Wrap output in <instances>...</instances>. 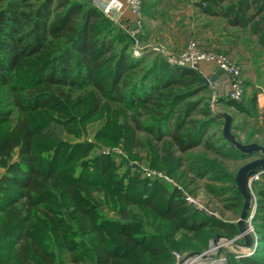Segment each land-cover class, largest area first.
Wrapping results in <instances>:
<instances>
[{
    "label": "trees",
    "instance_id": "obj_1",
    "mask_svg": "<svg viewBox=\"0 0 264 264\" xmlns=\"http://www.w3.org/2000/svg\"><path fill=\"white\" fill-rule=\"evenodd\" d=\"M148 34L138 31V41ZM135 41L91 0H0V264H174V251H204L216 230L241 233L237 222L207 214L176 185L129 164L143 151L149 168L185 185L208 175L226 181L209 191L242 213L237 173L187 156L199 147L250 156L226 137L206 77L152 48L136 57ZM257 99L216 103L247 123ZM231 118L230 134L242 142V124ZM94 121L98 143L120 145L128 158L71 140ZM256 135L249 129L246 142ZM257 194L256 251L230 252L227 264H264V187Z\"/></svg>",
    "mask_w": 264,
    "mask_h": 264
},
{
    "label": "crops",
    "instance_id": "obj_2",
    "mask_svg": "<svg viewBox=\"0 0 264 264\" xmlns=\"http://www.w3.org/2000/svg\"><path fill=\"white\" fill-rule=\"evenodd\" d=\"M117 12L120 23L149 35L159 36L171 55L185 46L187 37L194 36L202 48L229 53L242 67L245 99L257 95L258 115L252 118V129L262 134L264 126V0H144L147 13L136 17L124 0ZM169 34V35H168ZM164 35L168 36V39ZM149 36V37H150ZM219 68L214 62H204L202 74L213 76ZM220 86L210 85L214 92H230V76L219 77ZM258 89V90H257ZM264 128V127H263Z\"/></svg>",
    "mask_w": 264,
    "mask_h": 264
},
{
    "label": "rangeland",
    "instance_id": "obj_3",
    "mask_svg": "<svg viewBox=\"0 0 264 264\" xmlns=\"http://www.w3.org/2000/svg\"><path fill=\"white\" fill-rule=\"evenodd\" d=\"M143 4H144V0H143ZM119 12H121V10ZM118 17L120 18L121 16H118ZM114 21L116 23L120 24L119 19L114 20ZM145 31H147V30H145ZM145 31H144V34H145ZM148 32H149V30H148ZM137 34L138 33H136L134 35L136 40H138ZM149 34H148L146 41H142V42L135 41V45L133 47V53L136 57L141 56L146 49L152 48V49H155V50H158V51L165 53L170 62L178 65L176 61L179 60V58L182 56L184 50L186 49V47L188 46L190 41L196 40L197 42H199L197 40V38H195L194 36H191V37L188 36L187 41H186L183 49L177 55L173 56L168 51V49H167L168 46H166L165 44L162 45V43L160 42L159 38H161V37H159L157 35L155 37L154 36L151 37ZM164 36H165V38L168 39L167 35H164ZM201 49L204 50V48H202V47H201ZM205 50H207V49H205ZM227 54H229V53H227ZM230 57L232 60H234V58L231 55H230ZM171 59H172V61H171ZM204 62H208V61H204ZM204 62L197 69L201 73L203 72L202 66H203ZM206 79H209V78H206ZM212 84L215 86L214 83H212ZM246 88L247 87H246V83H245V92L247 90ZM219 97H227L226 91H222L221 93H217L216 91L214 92V90H213V96H212V100H211L210 105L215 110H218V111L222 112L223 114H225L227 117H229V116L231 117V115H235L237 117L236 124H242V129H237V130H235V132L237 133L238 137L241 139L243 144H251L253 142H256L255 141L256 139H260L261 140L260 142L264 143V128H263L264 126L261 127L262 129H260V130H262L261 131L262 134L260 136L253 138V141H251L249 143L246 142L247 141V138H246L247 131H249V129L252 128V119L249 118L248 122L246 123V120L242 119L243 114L239 113L236 108L228 107L225 104H218L217 105L216 100ZM245 97L246 96H244V98ZM227 98H229V95ZM100 126H101V121H94L87 126L86 131H84L80 137L77 138V137L70 136L71 140H73L75 142L76 141H78V142L79 141L80 142H83V141L92 142L93 144H96L95 152H101V151L110 152L111 154H114V156L116 157L118 162L121 161L122 157L128 158V154L122 149V146H120V145L119 146H116V145L115 146H112V145L105 146L102 143H98V141L94 137V133ZM139 155L141 157V160L140 159L131 160V161H129V164H131L132 166L133 165L139 166V168H141V170L143 172H144V170L151 169V168H149L148 163H147L146 158H145L146 153L142 151ZM201 155H204L209 160L216 161V162L222 164L224 167H226L229 170L230 173H238V170L241 166H243L247 162H250L256 158H259L260 156L263 155V153L262 152L254 153L253 152L252 155L245 157V158L230 159V158L214 155L213 153L207 152L204 148L199 147V148H196L195 150H193L187 154L188 157H190V156L197 157V156H201ZM189 162L193 163L195 161L193 159L192 161L190 160ZM187 163H188V161H187ZM209 170L210 169L208 168V171ZM4 172H5V169L0 168V176ZM190 176L192 177V175H190ZM208 176H206L204 178H196V180H194L191 183H190L191 180L189 179V181L186 185L182 181L178 180L177 178H174L172 176H169V177L173 180L174 183H177L178 185H180L183 188V190L185 191V193H187L191 198H193L195 201H197L196 204L192 203V202H190V203H192L195 206L205 210V212L209 215L224 218V219L231 220L233 222L238 223L241 215H237L235 212H233L232 210H228L225 207L223 196H221V197L216 196L209 191L210 187L214 188V186L217 187V186H221L223 184H229V183H226V181H211ZM159 179H162V178H159ZM173 182L171 181V183H169V182L168 183L174 185ZM262 187H264V173L261 175L260 179L255 182V185H254L255 196L252 194V190L250 189L252 207H253V204H255V200L258 198L257 191ZM252 207H251V210L253 211L254 208H252ZM252 211H249V214L252 213ZM249 214H248V216H249ZM255 214L256 213H254V216L252 217L251 222H248V216H247V219L245 220V226L247 228H249L251 226V228H252V231L248 233L252 239V240L250 239L252 241V254L256 251V246H257L258 241H259V233L257 231V228H259L260 220L257 218L258 216ZM217 234L221 235V239L224 238L227 240H231V239L236 237L235 236V237L230 238L226 235V232L221 231V230H216L214 235L209 237L205 250L208 249L210 247L211 243L214 242V237ZM239 235H237V236H239ZM242 237H244L245 240L240 239L241 237H239L237 240H235V242L230 241L228 246H225L222 248V251L225 252L226 254H228L230 252L236 254V252H235L236 250L240 251V250L245 249L247 247L246 246L247 241H246L245 236H242ZM180 253L186 254V252H180ZM175 260H176V258H175ZM227 260H228V255H227ZM67 264H73V263L67 262Z\"/></svg>",
    "mask_w": 264,
    "mask_h": 264
},
{
    "label": "built area",
    "instance_id": "obj_4",
    "mask_svg": "<svg viewBox=\"0 0 264 264\" xmlns=\"http://www.w3.org/2000/svg\"><path fill=\"white\" fill-rule=\"evenodd\" d=\"M93 1L97 6H99L103 11L113 20H118L119 12L122 9L123 3L115 1L109 2L108 0H91ZM124 3L127 5V7L130 8L132 13L138 17L141 18L143 14V0H124ZM123 27L127 28L133 36L138 33V29L135 27H127L120 23ZM138 41V40H136ZM172 61V59H171ZM214 62L218 68H222L225 73H227L230 76V92H229V98L235 102H241L244 99L245 96V78L242 67L234 60L231 59L229 54H226L224 52H220L217 50H203L200 47L199 42L196 40L190 41L186 49L184 50L182 56L177 60V64L179 66L184 67H192L195 69H198L199 66L204 62ZM210 85H213L212 83H209ZM105 152V151H104ZM264 173V169L260 170L256 174H254L252 177L249 178V184L250 188L252 190V194L255 196V190H254V184L256 181H258L261 177V175ZM144 175L153 177V178H162L166 182L171 183L173 180L167 175L166 173L155 170V169H148L144 170ZM178 188H183L178 185L177 183H174ZM184 195L186 197V200L188 202L197 203L193 198H191L185 191L183 190ZM187 194V195H186ZM253 211L248 216V222H251L252 217L254 216V213L257 208V201L255 200V204H253ZM252 228L251 226L247 228V232H251ZM244 236V234H241L239 236H236L234 240H237L239 237ZM232 240H227L224 238H220V240L215 243H211L210 247L204 251L201 252H194V253H186L182 254L178 251H174V256L176 258L175 264H227V254L222 251V248L229 245V242ZM235 242V241H232ZM243 249V248H242ZM237 256H248L252 254V245L249 247H246L243 250H236L235 251Z\"/></svg>",
    "mask_w": 264,
    "mask_h": 264
},
{
    "label": "water",
    "instance_id": "obj_5",
    "mask_svg": "<svg viewBox=\"0 0 264 264\" xmlns=\"http://www.w3.org/2000/svg\"><path fill=\"white\" fill-rule=\"evenodd\" d=\"M136 27V25L134 26ZM225 71L222 68H219L216 73L211 76L209 79H207L208 83H214L216 87L220 86V80L219 77L221 75H224ZM225 115V114H224ZM225 117H227L225 115ZM226 137L234 144L236 145L241 151L244 153L252 155L253 152H262L263 155L259 158H256L250 162L245 163L243 166H241L237 173V182L238 185L244 195V207L240 216V219L238 221V225L240 227L241 234H244L247 244L246 246L249 247L252 245V239L250 235L247 232V227L245 226V220L247 219V216L250 211L251 206V192H250V184H249V178L252 177L254 174L259 172L260 170L264 169V146L253 142L251 144H243L239 142L234 136L230 134V124L232 121V118L229 116L226 118ZM221 238L220 234H217L214 237V242L217 243ZM251 239V240H250ZM232 241H235L234 238L231 239ZM194 253V252H191ZM189 253V254H191Z\"/></svg>",
    "mask_w": 264,
    "mask_h": 264
},
{
    "label": "bare ground",
    "instance_id": "obj_6",
    "mask_svg": "<svg viewBox=\"0 0 264 264\" xmlns=\"http://www.w3.org/2000/svg\"><path fill=\"white\" fill-rule=\"evenodd\" d=\"M232 242V241H231Z\"/></svg>",
    "mask_w": 264,
    "mask_h": 264
}]
</instances>
